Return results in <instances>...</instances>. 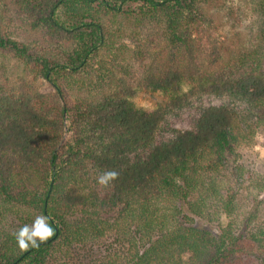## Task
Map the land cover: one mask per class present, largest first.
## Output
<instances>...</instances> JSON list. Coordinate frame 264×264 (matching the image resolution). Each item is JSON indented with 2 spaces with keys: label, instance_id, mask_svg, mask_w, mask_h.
<instances>
[{
  "label": "trees",
  "instance_id": "1",
  "mask_svg": "<svg viewBox=\"0 0 264 264\" xmlns=\"http://www.w3.org/2000/svg\"><path fill=\"white\" fill-rule=\"evenodd\" d=\"M14 1L32 26L76 47L39 61L25 44L0 34V48L38 63L58 89L52 100L18 91L0 97V223L8 219L18 227L0 239V264H117L121 258L119 264H264V223L258 221L264 179L245 176L241 165L225 172L245 142L244 120L254 115L213 105L188 129L163 126L171 108L201 94L233 96L263 120L264 56L214 73L172 54L174 63L157 62L142 77L146 89L169 96L166 104L135 105L130 98L137 89L123 79L98 98L87 89L63 109L52 74L82 71L76 84L88 81L89 56L108 44L111 32L99 9L125 15L130 3L137 17L161 14L164 29L186 53L183 26L198 20L199 0ZM64 110L74 150L61 160L56 147ZM241 193L248 195L246 206L238 201ZM107 231L115 238L103 247Z\"/></svg>",
  "mask_w": 264,
  "mask_h": 264
},
{
  "label": "rangeland",
  "instance_id": "2",
  "mask_svg": "<svg viewBox=\"0 0 264 264\" xmlns=\"http://www.w3.org/2000/svg\"><path fill=\"white\" fill-rule=\"evenodd\" d=\"M123 7L125 15H111L99 9L98 15L111 32L108 44L103 47L99 45L89 56L86 77L91 82L85 80L83 85L76 84L75 81L80 79L79 72L82 71L74 74L70 71L52 74L55 80L58 77L62 89V93L58 92L57 97L63 109L66 105H73L83 99L87 89L94 94L92 98H98L116 88L123 79L132 81L137 89L130 98L135 105L153 108L159 104H166L169 96L146 89L142 77L146 70L150 66H155L157 62H164L167 65L174 63L168 61L172 54L180 61L184 55V63L187 61L192 69L214 73L227 70L228 66L240 62L244 65L253 64L264 56V0H199V10L195 14L198 20L194 23L185 22L183 26L187 29L186 53L178 41L164 29L167 24L161 14L137 17L138 9L134 4L128 3ZM0 34L18 41L20 46L25 44L28 48L27 53H34L32 55L39 61L44 56L51 59L62 57L64 52L76 47L75 43L71 46H68L69 42L65 45L57 43L39 26H32L27 14L20 10L14 0H0ZM180 36L184 37V34ZM87 37L89 39V36ZM157 53L160 55H156ZM37 64L15 54L9 48H0V97L18 91L45 96L49 100L54 99L58 91L57 86L50 78L40 73ZM188 88L184 86L183 89L186 91ZM213 105L236 106L246 109V114L254 115L246 117L241 126V131L247 133V138L245 137V142L239 144L236 154L229 157L226 174L234 172L233 165H241L245 176L264 179V118L259 120L257 116L259 113L254 107L244 106L246 104L235 97L214 94L193 96L180 107L171 108L165 118L164 129L167 131H171L172 127L178 131L188 129L203 108ZM69 114L64 110L63 132L56 147L61 160H65L74 150V146L70 150L69 145L70 142L74 145V132ZM256 120L260 121V124L255 123ZM84 172L93 171L86 168ZM258 197L263 199L258 221L264 223V193ZM238 201L246 206L248 195L241 193ZM104 216L112 217L113 211H108ZM16 223V221L10 223L8 219L2 221L0 239L15 232L18 229ZM130 224L134 226L135 221ZM114 238L115 231H107L102 237V246L108 245ZM73 255L75 261L76 254ZM115 260L119 264L122 258Z\"/></svg>",
  "mask_w": 264,
  "mask_h": 264
}]
</instances>
